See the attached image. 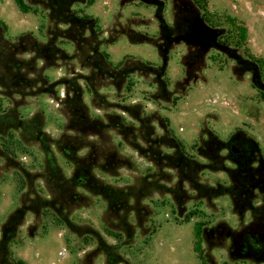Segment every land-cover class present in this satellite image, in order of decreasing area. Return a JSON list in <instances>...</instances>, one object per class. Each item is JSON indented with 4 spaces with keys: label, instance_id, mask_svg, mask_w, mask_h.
<instances>
[{
    "label": "rangeland",
    "instance_id": "rangeland-1",
    "mask_svg": "<svg viewBox=\"0 0 264 264\" xmlns=\"http://www.w3.org/2000/svg\"><path fill=\"white\" fill-rule=\"evenodd\" d=\"M74 8L95 17L102 36L115 38L102 45L112 64L133 57L163 72V79L135 72L118 93L103 89L100 109L84 89L89 113L152 114L156 135L168 143L173 138L181 151L155 147L156 158L150 160L113 132L82 136L67 130L58 105L62 87L55 99L16 97L18 114L10 119L25 124L34 117L41 136L21 143L20 131L4 126L3 110L13 105L2 99L0 229L12 212L25 208L9 245L11 256L26 264H263L229 255V232L241 230L251 213L244 209L249 195L234 205L225 190L239 189L242 181L232 172L238 143L254 142L264 158V0H94ZM0 23L12 40L24 32L44 39V14L23 13L13 0H0ZM62 46L73 50L70 43ZM70 71L87 72L75 64ZM45 73L57 79L67 69L57 65ZM122 116L131 120L127 113ZM159 117L166 121L158 123ZM64 144L79 148L77 156L94 149V166H116V155L101 157L111 150L125 156L128 167L116 168L114 176L92 170L113 187L138 188L148 174L162 187L149 186L147 196L130 199L127 214L108 211L102 197L85 190H78L81 197L73 201L67 189L59 194L47 178L59 170L71 175L73 165L60 151ZM164 166L193 170L179 175ZM253 194L251 205L263 207L264 176Z\"/></svg>",
    "mask_w": 264,
    "mask_h": 264
},
{
    "label": "trees",
    "instance_id": "trees-1",
    "mask_svg": "<svg viewBox=\"0 0 264 264\" xmlns=\"http://www.w3.org/2000/svg\"><path fill=\"white\" fill-rule=\"evenodd\" d=\"M13 1L19 11L44 14L46 18L43 40H39L32 32H24L12 40L5 33V25L0 23V103L4 99L13 105L11 108L3 110L2 115L8 118L4 123L5 128L20 131V133L18 132V141L21 143L39 141L41 136L35 129L34 117L25 124L22 121L10 119L18 114L17 108L14 107L16 97L47 95L55 99L58 95V87H62L63 96L58 105L65 119L67 130L82 136H100L108 131L113 132L121 138L122 142L150 160L155 157L153 153L155 147L165 145L174 151H181L180 143L173 138L172 140L170 138L171 141L168 143L164 136L156 135L153 121L155 117L152 114L142 115L140 111L129 114L126 109L119 113L103 112L102 115L89 113V107L83 99L84 89L91 93L92 105L100 109L102 106L98 102L104 95L101 91L112 88L116 93L120 92L128 81L129 75L135 72L143 75L152 73L156 79L157 77L163 79L162 67H154L146 61L127 57L116 64L110 62L102 45L114 41L115 38L102 36L97 19L74 8L75 4L90 5L94 0ZM63 43L72 45L71 53L62 46ZM71 64H75L80 70L87 72L70 71ZM57 65L66 67L67 73L57 79H51L45 71L48 68L57 67ZM260 97L264 99V90L260 91ZM122 113H127L131 120L126 121ZM156 120L160 123L164 118L159 117ZM2 131L0 128V134L3 133ZM237 147L238 152L233 154L232 162L235 168L232 172L239 173L242 181L239 183V189L233 185L231 188H227L225 193L229 195L234 205L238 199L249 195L250 199L245 200L244 209L250 211L251 220L241 230L229 232L228 235L232 242L229 255L264 264V206L253 207L251 205L253 191L260 187L261 179L264 176V158L258 156L259 149L254 142L251 145L238 143ZM78 150L79 148L75 145L68 146L67 144L60 148L63 157L73 165V171L69 177H66L62 170L47 176L49 179L52 178L53 187L59 188V194L64 193V190L67 189L68 193L66 194L73 201L81 197L78 190H85L102 197L107 203L108 211L122 214L126 212L127 214L128 210L132 208L129 205L130 199L135 200L139 196H147L149 186H158L157 183L154 184L150 180L151 174H148L141 178V185L138 188L136 186L113 187L99 180L92 170L94 167H98L102 173L114 176L116 168L128 167L124 166L128 163L127 158L117 156L116 151L111 150L105 155L102 154L101 157L106 160L108 156L116 155V166H108L105 162L100 166H94L97 163L98 152L91 149L88 155L77 156ZM164 167L175 169L179 175L183 169L193 170L192 166ZM195 167L196 171L201 170V166ZM190 185L193 187L192 183ZM42 203L45 205V202ZM52 203L50 201V207H53ZM24 209V207L16 209L1 226L0 264H26L22 260L14 259L9 249L11 240L15 238L17 225L21 221V217H18ZM55 215L59 220L67 222L66 219H60L58 214ZM195 236L197 238L200 236L199 230L195 231ZM197 247L198 244L194 249L196 250Z\"/></svg>",
    "mask_w": 264,
    "mask_h": 264
},
{
    "label": "crops",
    "instance_id": "crops-1",
    "mask_svg": "<svg viewBox=\"0 0 264 264\" xmlns=\"http://www.w3.org/2000/svg\"><path fill=\"white\" fill-rule=\"evenodd\" d=\"M190 96H191V93L189 94V96H187V99H189ZM193 128H194V126H193ZM189 137H192V135H189L188 137H185V138H189Z\"/></svg>",
    "mask_w": 264,
    "mask_h": 264
}]
</instances>
